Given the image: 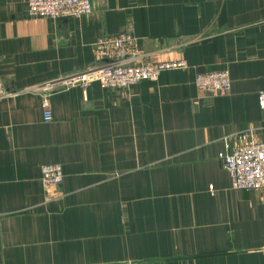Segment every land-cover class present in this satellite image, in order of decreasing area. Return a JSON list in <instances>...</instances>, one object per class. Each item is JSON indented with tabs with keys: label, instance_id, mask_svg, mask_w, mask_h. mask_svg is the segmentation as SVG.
<instances>
[{
	"label": "crops",
	"instance_id": "0c3cea01",
	"mask_svg": "<svg viewBox=\"0 0 264 264\" xmlns=\"http://www.w3.org/2000/svg\"><path fill=\"white\" fill-rule=\"evenodd\" d=\"M34 18L0 0V264H264V193L237 191L220 154L264 141V0H90ZM131 31L157 82L51 97L22 91L86 70L94 44ZM226 70L209 96L197 73ZM60 165L59 186L42 169ZM212 188V189H211Z\"/></svg>",
	"mask_w": 264,
	"mask_h": 264
},
{
	"label": "built area",
	"instance_id": "2783aa9c",
	"mask_svg": "<svg viewBox=\"0 0 264 264\" xmlns=\"http://www.w3.org/2000/svg\"><path fill=\"white\" fill-rule=\"evenodd\" d=\"M93 13L90 0H28V14L34 18H81ZM98 64L79 72L70 73L23 90L41 99L44 122L50 123L53 115L50 99L58 92L80 87L86 89L97 83L102 89H130L145 82H157L164 72L188 69L184 61L148 62L139 51L137 41L127 31L115 37L100 38L94 44ZM195 86L200 93L220 96L232 87L230 73L226 70L197 73ZM8 93L0 83V99ZM259 107L264 110V88L258 96ZM246 136L231 152L220 154L223 168L230 175L231 187L237 191L264 193V141L247 142ZM60 165H47L42 169L46 185L59 186L63 181ZM212 189V188H211Z\"/></svg>",
	"mask_w": 264,
	"mask_h": 264
}]
</instances>
